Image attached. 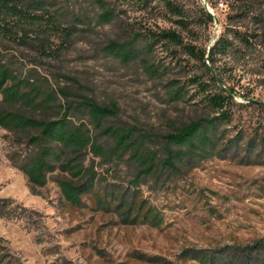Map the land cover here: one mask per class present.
I'll return each instance as SVG.
<instances>
[{
  "label": "rangeland",
  "instance_id": "1",
  "mask_svg": "<svg viewBox=\"0 0 264 264\" xmlns=\"http://www.w3.org/2000/svg\"><path fill=\"white\" fill-rule=\"evenodd\" d=\"M103 1L117 11L109 24L98 23L95 0H47L71 33H52L47 54L0 37V61L60 102L75 104L85 97L115 105L118 114L106 125L149 134L145 145L155 150L176 126L212 115L195 85L190 98L172 100L168 82L199 76L208 93L216 87L181 47L157 45L148 61L166 69L151 77L139 60L124 63L106 46L134 33L172 30L184 44L209 51L225 36L232 47L211 69L218 85L234 91L231 121L222 125L215 154L160 179L142 176L133 183L135 170L126 157L106 161L88 149L83 166L91 168L95 181L79 206L69 205L58 186L79 180L59 169L33 194L13 162L31 146L21 134L0 127V256L10 257L11 264H264V110L256 105L264 104V26L255 22L257 16L264 19V0H170L182 16L160 0L145 8L127 0ZM80 122L97 133L85 113ZM97 140L110 143L106 136ZM71 157L65 151L60 162ZM139 203L148 221L140 215L132 223ZM151 214L158 224L149 222Z\"/></svg>",
  "mask_w": 264,
  "mask_h": 264
},
{
  "label": "trees",
  "instance_id": "2",
  "mask_svg": "<svg viewBox=\"0 0 264 264\" xmlns=\"http://www.w3.org/2000/svg\"><path fill=\"white\" fill-rule=\"evenodd\" d=\"M95 1L100 11L97 15L98 23L109 24L116 19L117 11L114 7H110L103 0ZM127 1L145 8L151 0ZM160 1L169 11L183 15L170 0ZM240 2L246 4L250 3V0ZM204 15L212 21L211 15L205 11ZM62 18L63 15L51 13L47 0H0V37L19 45L35 46L40 53L47 54L52 33H71L70 29L62 28ZM255 22L264 26L263 18L257 16ZM237 39L244 45L248 44L244 35L239 34ZM159 44L181 47L187 55L199 61L217 91L208 93V83L201 81L199 76H193L187 83L168 82V96L172 100L190 98L191 86L195 85L196 93L201 94L200 101L210 109L212 115L201 116L176 126L172 132L161 136V143L155 150L145 145L150 141L149 134L138 133L134 127L106 125L110 118L118 114L115 105L103 106L85 97L75 104L68 100L60 102L52 92L45 90L42 84H34L28 78H20L13 69L0 61V127L8 132L21 134L31 146L30 152L17 155L13 162L27 178L33 194L37 193L38 188L45 186L48 175L59 169L79 180L75 183L58 182L62 198L71 206H79L81 197L95 181L91 168L83 166L88 149L106 161L126 157L132 162L135 170L133 183H137L142 176L160 179L164 173L171 175L185 171L187 162L204 160L218 151L217 148L223 139L219 138L222 135V125L232 118L230 106L233 104L234 91L230 87L224 90L218 85L211 67L214 66L218 55L225 56L228 53L232 42L221 36L207 51L184 44L175 31L147 30L144 33H134L126 42L111 41L106 49L124 63L139 60L143 70L154 77L160 76L166 69L164 66L150 63L147 58ZM256 105L264 110V105ZM83 113L97 131L96 134L92 135L90 129L80 122ZM104 136L110 141L108 145L97 140L98 137ZM65 151L72 157L60 162ZM131 208L129 205L125 215ZM142 208L143 203H139L132 223L140 215L142 221H148L147 209L141 214ZM149 222L158 224V216L151 214ZM147 261L153 262L152 259ZM0 262L11 264V259L3 254L0 256Z\"/></svg>",
  "mask_w": 264,
  "mask_h": 264
},
{
  "label": "water",
  "instance_id": "3",
  "mask_svg": "<svg viewBox=\"0 0 264 264\" xmlns=\"http://www.w3.org/2000/svg\"><path fill=\"white\" fill-rule=\"evenodd\" d=\"M219 85L221 86V88H223L224 90H227V89H225L223 86H222V84L221 83H219ZM264 105V104H263Z\"/></svg>",
  "mask_w": 264,
  "mask_h": 264
}]
</instances>
